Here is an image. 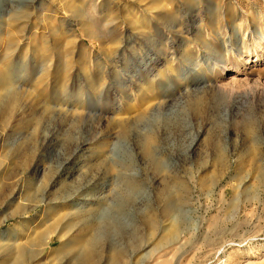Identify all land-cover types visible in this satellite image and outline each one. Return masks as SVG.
<instances>
[{
  "label": "rangeland",
  "instance_id": "1",
  "mask_svg": "<svg viewBox=\"0 0 264 264\" xmlns=\"http://www.w3.org/2000/svg\"><path fill=\"white\" fill-rule=\"evenodd\" d=\"M1 92L0 264H264V0H0Z\"/></svg>",
  "mask_w": 264,
  "mask_h": 264
},
{
  "label": "bare ground",
  "instance_id": "2",
  "mask_svg": "<svg viewBox=\"0 0 264 264\" xmlns=\"http://www.w3.org/2000/svg\"><path fill=\"white\" fill-rule=\"evenodd\" d=\"M8 70L9 69L6 70L7 73H8ZM8 90L9 89L7 87H3L2 91L4 93H8ZM1 95H2V92L0 93V104H1V101H2ZM11 96H13L14 100H16V94L14 92H11ZM8 115H9V111H8V107H7L6 111L4 112L3 117H2L4 122H7L9 120L8 119ZM123 134L126 135V130L123 131ZM151 151L152 150H150V148H148L147 149V154L152 155ZM36 170H38V169H36ZM18 179L20 180V176L18 177ZM82 189H83V186L80 187V189H73V188L70 189L67 198L71 200L72 198L77 196V193H79ZM19 193L17 192L16 194H19ZM20 195H22V194L20 193ZM77 199H78V197H77ZM79 199L85 200L86 197H84V198L83 197H79ZM123 207L124 206H123V204L121 202L119 204V206H118L119 213L123 211ZM173 208H174L173 201H172V199L168 198L167 199V205H166L167 212L170 213L173 210ZM149 222L154 227V219L150 218ZM113 223H114V225L116 224L115 226L117 227L118 221L117 222L114 221ZM175 234H176V230H173L171 232L170 236L174 237ZM43 236H44L43 233L35 231L34 236H31L30 238H28V240L25 243L20 244L19 248H20L21 257L24 258V259H27L28 255H29V248L30 247L34 248L33 246L37 245V243L40 240L43 239ZM112 251H114V254L111 257V259L109 261H107L108 263H106V264H120L119 260L121 258V254L122 253L118 249H114V248L112 249ZM111 255H112V253H111ZM103 257H104V251L100 247L98 239L93 238V237L91 238V237H88L86 235H84V236L80 235V238H78V240L75 241V245H74V248H73V255L71 257V262H72V264H101V261L103 260ZM38 259L43 261V258L40 257V256H38ZM58 263L62 264V260H58ZM7 264H21V261L19 259H13V261H9Z\"/></svg>",
  "mask_w": 264,
  "mask_h": 264
}]
</instances>
